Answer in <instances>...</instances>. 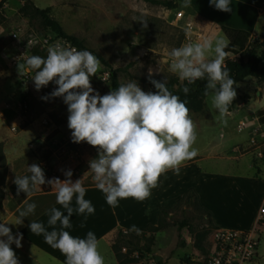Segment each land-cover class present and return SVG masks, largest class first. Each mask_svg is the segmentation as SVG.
Wrapping results in <instances>:
<instances>
[{"label": "rangeland", "instance_id": "374dc122", "mask_svg": "<svg viewBox=\"0 0 264 264\" xmlns=\"http://www.w3.org/2000/svg\"><path fill=\"white\" fill-rule=\"evenodd\" d=\"M29 2L42 9L50 8V15L68 35L79 39L83 47L57 37L43 25L39 16L23 14L21 8ZM179 14L177 9L144 0H7L0 6V143L8 165L6 176L0 174L4 190L0 220L8 222L6 226L11 228L13 235L16 227L13 223L19 219L17 209L24 207L25 199L35 202L37 207L34 214L23 218V222L32 221L57 204L55 193L47 183L30 197L24 192L18 194L13 183L16 174L28 175V165L36 163L43 169L46 180L59 178L63 181L67 179L65 172L71 170L73 182L82 179L84 187L96 186L89 172V161L98 156V146L72 141L67 126V105L63 97L50 95L57 85L50 82L37 90L31 80L34 73L20 74L18 64L31 55L46 57L47 47L60 43L77 50L87 49L107 62L97 57L100 61L98 71L90 77L93 94L105 95L112 91L109 78L113 69L118 70L122 84L135 80L144 91H152L145 80L176 75L169 70L170 50L203 37L190 24L184 23ZM186 27L191 28L189 33L185 32ZM260 41L261 35H254L250 43L256 45ZM240 56L246 58L247 54L228 53L231 59ZM149 69L153 73L151 78ZM234 88V102L236 108L241 104V111L227 110L221 114L213 107L210 95L201 112H189L196 134L192 147L197 155L179 165V175L171 169L163 173L158 185L161 199L164 198L161 204L165 203L161 210L173 208L169 205L173 192V197L179 200L193 190L198 204H184L169 215L168 225L156 234L152 254L140 264H156L158 256L166 264H185L182 259L187 255L193 261L191 264H206L214 250L217 229L211 228L205 241L206 254L198 251L195 235L210 227L203 209L209 210L215 226L247 229L251 228L263 206L264 137L260 142L244 141L255 125L251 122H255L256 116L260 119L262 110L256 111L264 101V83L248 77ZM241 120L247 125L238 131V125H243ZM220 141L223 143L220 155L207 157L209 150L216 148ZM49 152L50 158L46 160ZM208 204L213 206L215 213L205 207ZM183 220L188 221L190 227L180 230L178 222ZM259 233L258 255L254 261L243 264H264L262 223ZM181 239L184 246H181ZM104 260L105 264H118L112 257Z\"/></svg>", "mask_w": 264, "mask_h": 264}, {"label": "clouds", "instance_id": "9594fccd", "mask_svg": "<svg viewBox=\"0 0 264 264\" xmlns=\"http://www.w3.org/2000/svg\"><path fill=\"white\" fill-rule=\"evenodd\" d=\"M190 2L182 0L181 6L188 7ZM209 3L219 11H232V0H209ZM190 31V27L185 28L186 33ZM227 47L224 36L208 34L168 53L169 70L180 81L194 84L206 80L204 95L211 93L213 107L221 114L236 97V82L224 64ZM46 52V57L28 56L18 64V71L22 75L33 72L31 80L37 90L54 82L57 87L50 95L63 97L67 105L72 141L98 146L97 158L89 161V172L107 204L116 206L121 199L129 197L143 201L163 173L171 169L179 175V165L197 155L192 147L196 134L187 101L173 94L166 80H150L155 92L144 91L133 80L119 84L105 95L93 94L90 77L97 73L100 63L96 55L60 43L48 46ZM152 75L149 69V77ZM182 91L187 96L190 90L184 86ZM28 173L16 174L13 183L17 193L24 192L30 197L47 183L55 193L56 203L66 211L65 214L52 207L47 213L51 231L42 222L32 220L28 226L31 232L43 235L45 243L58 249L65 256L64 264H105L93 231L84 237L73 236L68 231L74 214L87 219L95 212L92 202L85 198L82 179L73 182V173L68 170L63 181L46 180L43 169L36 163L28 165ZM73 200L76 207L72 206ZM23 205L17 209L19 219L13 224L19 225L23 218L35 213V202L25 199ZM7 223L0 222V264H19L11 245L22 247L23 234L13 235Z\"/></svg>", "mask_w": 264, "mask_h": 264}, {"label": "crops", "instance_id": "0c3cea01", "mask_svg": "<svg viewBox=\"0 0 264 264\" xmlns=\"http://www.w3.org/2000/svg\"><path fill=\"white\" fill-rule=\"evenodd\" d=\"M181 3L182 0H178V7L176 8L182 14L180 19L184 23L190 24L192 29L202 34V36L208 34L222 35L229 43L230 39L223 31V26L247 30L251 32L252 36H260L264 32V0H232L231 12L215 9L213 6H210L209 0H191L188 7H182ZM240 106L241 104L236 108L237 111L242 110L243 107L241 108ZM263 109L264 101L256 113ZM251 123L255 125L249 132V138L244 142H250L251 140L260 142L264 137V123H261L257 116L255 117V122L253 120ZM245 126L239 124L238 131H242ZM222 146V141L218 142L216 148L209 150V156L207 157H218ZM85 189V198L92 202L95 212L87 216V219L83 215L74 214L71 218L72 228L68 229V231H70L71 235L79 237H84L88 231H93L99 241V251L104 259L112 257L115 263H117V260L112 250L111 240L117 230L145 231L151 225L157 224L161 207L165 205V203L161 204L164 198L161 199L158 183L156 187L150 189V196L143 201L129 197L121 199L116 206L107 204L104 194L96 186L85 187ZM198 193L201 197V192L198 191ZM173 195H175V192L169 198L170 207H174L180 200L178 198L175 199ZM72 206L76 207L75 200H73ZM52 207L65 211L59 204H55L49 209ZM205 207L215 213L212 205L208 204ZM49 209L33 220L42 222L45 228L51 231V228L47 225V213ZM259 213L260 211L255 216L251 228L241 230H251L257 227ZM31 222H22L19 225L16 224L15 227L14 235L17 233L23 234L22 247L17 248L15 244L11 245L19 264H64L65 256L58 249H53L45 243L43 235L37 236L31 232L28 227Z\"/></svg>", "mask_w": 264, "mask_h": 264}, {"label": "trees", "instance_id": "16d2710c", "mask_svg": "<svg viewBox=\"0 0 264 264\" xmlns=\"http://www.w3.org/2000/svg\"><path fill=\"white\" fill-rule=\"evenodd\" d=\"M7 0H1L0 6ZM153 4H159L167 9H176L178 7V0H144ZM21 12L25 15L32 14L39 16L45 27L49 28L57 37L69 40L73 45L79 48L83 47L82 42L74 36L68 35L62 25L50 15V8H40L34 5L32 2L26 3L22 8ZM223 31L230 39L228 47L225 49L227 55L225 57V66L230 70V75L235 80L236 86L238 83L244 81L248 77H253L259 82L264 81V32L261 34V41L256 45H251L250 40L252 37L251 32L244 29H236L228 26H223ZM246 52L247 57L240 56L236 59L228 57V53L238 54ZM96 56L102 60L105 64L107 62L99 54ZM111 89H115L122 84L118 70L113 69L110 74ZM157 81H165L169 90L178 95L181 100L187 101V107L189 112H201L206 106V99L208 96L204 95L206 80H197L194 84H187L186 81H180L177 75H172L168 79H164L160 76L153 77ZM151 79L145 80L148 87L152 92L157 91L154 85L150 82ZM187 86L189 93L187 96L182 91V88ZM236 109L234 100L228 106V111ZM260 120L264 123V109L260 111ZM51 153L45 155V159L50 158ZM8 171V165L3 151V144L0 143V174L5 177ZM4 190L0 184V208L3 207ZM198 204V197L193 190L188 191L183 197L177 202L173 208H164L161 210L159 221L156 225H151L146 231H135V230H124L119 229L111 240L112 250L115 254L118 264H140L141 260L152 254V247L154 245L156 234L163 231L168 225L167 218L174 211L179 209L184 204ZM207 214L208 222L210 223L209 228H205L203 231H199L195 235V247L198 251L206 254L205 241L208 235L211 233V228L219 229L213 224L212 217L209 211L203 209ZM185 227H190L188 221L183 220L178 222V228L182 230ZM181 246L185 245V242L181 239ZM185 264H191L193 261L191 257L187 255L182 259ZM156 264H166L162 259H158ZM207 264V263H206Z\"/></svg>", "mask_w": 264, "mask_h": 264}, {"label": "built area", "instance_id": "2783aa9c", "mask_svg": "<svg viewBox=\"0 0 264 264\" xmlns=\"http://www.w3.org/2000/svg\"><path fill=\"white\" fill-rule=\"evenodd\" d=\"M242 123L241 126L246 125L245 121ZM261 223L264 224V204L259 213L258 225L254 229H217L214 250L207 264H243L254 261L258 255Z\"/></svg>", "mask_w": 264, "mask_h": 264}, {"label": "water", "instance_id": "95a60500", "mask_svg": "<svg viewBox=\"0 0 264 264\" xmlns=\"http://www.w3.org/2000/svg\"><path fill=\"white\" fill-rule=\"evenodd\" d=\"M157 258L160 259V256H158Z\"/></svg>", "mask_w": 264, "mask_h": 264}, {"label": "bare ground", "instance_id": "6f19581e", "mask_svg": "<svg viewBox=\"0 0 264 264\" xmlns=\"http://www.w3.org/2000/svg\"><path fill=\"white\" fill-rule=\"evenodd\" d=\"M182 14H179V16H181Z\"/></svg>", "mask_w": 264, "mask_h": 264}]
</instances>
